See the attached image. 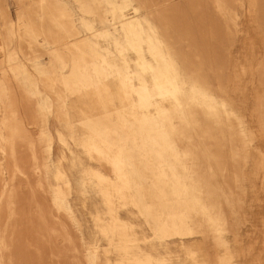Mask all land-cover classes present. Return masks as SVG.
Segmentation results:
<instances>
[{
  "label": "rangeland",
  "instance_id": "rangeland-1",
  "mask_svg": "<svg viewBox=\"0 0 264 264\" xmlns=\"http://www.w3.org/2000/svg\"><path fill=\"white\" fill-rule=\"evenodd\" d=\"M112 2L140 21L149 80L162 43L193 125L158 118L162 96L145 129L63 85L115 87L123 58L143 75ZM108 129L141 211L106 205L96 174L115 178L86 145ZM89 247L103 264H264V0H0V264H93Z\"/></svg>",
  "mask_w": 264,
  "mask_h": 264
},
{
  "label": "bare ground",
  "instance_id": "bare-ground-1",
  "mask_svg": "<svg viewBox=\"0 0 264 264\" xmlns=\"http://www.w3.org/2000/svg\"><path fill=\"white\" fill-rule=\"evenodd\" d=\"M120 6V4L113 2L110 3L111 15L114 20H118L120 22L127 38L130 40L133 48L138 54V63L143 71V75H138L137 81L135 80L136 82H134L131 78L132 76L130 75L131 73L129 71L128 64L123 58L116 60L119 69L113 76L115 80V87H113L112 83L108 80L105 81V84L96 87L88 82V80L81 78L82 75L80 77L69 76L64 78L63 85L66 89H77L82 91L85 101L88 102L94 110H114L119 117L126 118V120H128L133 126L144 127L145 129L153 127V121L155 120V118L151 116V112L153 111L150 112V109L153 106L152 100L156 96H162L166 98L167 103L154 105V110L156 111V116L158 118L168 120L173 112H183L185 113L189 125H193L194 121L191 116L197 112L196 107L189 109L185 103L184 97L178 85L175 70L162 52V43L158 40L157 42L152 43L149 38V52L156 61L160 62L158 69H154L151 65L148 66L154 73L153 78L149 80L145 73L147 67L142 50L143 41L140 33V21L136 18L126 16ZM120 51L122 50L120 49ZM68 55L70 56V54ZM101 60L103 65L101 68H112L110 58L102 57ZM168 105H171V107ZM223 114L227 123H229L226 103L223 104ZM120 123L122 124L123 122ZM86 146L88 152L93 155L99 163L110 169L114 175L115 179L111 180L102 174H96L98 180L105 187L104 197L108 208L114 210V195H116L117 198L121 200H126L128 197L133 198L135 206L141 211L133 192L130 173L124 157V150L118 145L117 132L108 129L107 135H103L99 131L94 130L92 135H89ZM110 225L116 229L117 226H122L121 222L116 218L112 219ZM152 230L156 235L157 232L153 229V227ZM162 231L164 234H169L171 231V220L168 216L165 217L164 222L162 223ZM131 243L132 241L127 238L126 234L122 233V244L128 247ZM89 248L91 253L94 255L93 264H103L99 256L98 249ZM127 262H131V259L128 257H126L121 264H127Z\"/></svg>",
  "mask_w": 264,
  "mask_h": 264
}]
</instances>
